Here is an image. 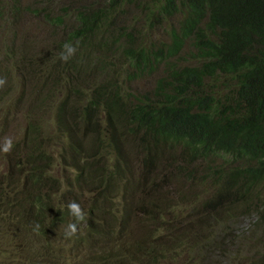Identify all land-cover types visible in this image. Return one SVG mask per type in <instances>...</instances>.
Listing matches in <instances>:
<instances>
[{
	"label": "trees",
	"instance_id": "1",
	"mask_svg": "<svg viewBox=\"0 0 264 264\" xmlns=\"http://www.w3.org/2000/svg\"><path fill=\"white\" fill-rule=\"evenodd\" d=\"M77 18L68 42L78 48L68 62L59 54L53 65L52 50L35 62L16 31L5 46L13 66L42 87L36 101L21 96L17 102L31 106L23 149L37 169L15 200L6 195L12 182L5 177L0 185V220L9 215L0 225L24 223L0 234V264L25 263L41 244V264H59L50 248L74 237L62 233L73 220L67 204L53 216L42 189L53 183L42 181L44 111L56 112L61 137L68 133L72 146L62 147L63 157L76 180L88 182L79 186L86 190L80 198H90L79 202L87 215L78 225L95 240L88 245L95 253L82 264H194V257L223 253L232 264L233 229L252 216L255 256L246 264H264V0H99ZM66 71L75 72L68 82ZM81 93L91 97L83 103ZM118 188L125 197L137 195L121 222L126 233L130 210L142 214L150 237L141 243L117 237L107 223L115 215L102 208ZM158 225L169 229L166 237H157ZM21 233L29 237L25 247Z\"/></svg>",
	"mask_w": 264,
	"mask_h": 264
},
{
	"label": "rangeland",
	"instance_id": "2",
	"mask_svg": "<svg viewBox=\"0 0 264 264\" xmlns=\"http://www.w3.org/2000/svg\"><path fill=\"white\" fill-rule=\"evenodd\" d=\"M98 2L99 0H2L3 9L0 11V77H5L7 79V86L0 90V185L4 183L5 177L7 181L10 180L12 182L13 189L6 193L7 196H12L11 199L16 197L14 195L15 193L22 190L26 176L35 177L34 171L37 169L34 165L31 166L26 162V153L23 149L26 142L24 134L29 122L25 117L30 113L31 110L28 109H30L31 106L30 103L29 105L23 104L19 106L17 102L21 96H24L25 99L30 98L31 101H36L42 85L37 86L33 78L28 79L26 77L28 76L26 70L18 71L17 68L13 66L8 60V57L9 55L12 57L14 55L10 53L5 46L10 44L12 34L16 31L19 33V38L24 40L25 44L28 45L26 48L31 52L32 59H34L35 62L41 61L39 58L42 53L52 50L54 53L52 63L54 65L58 55L63 51L64 44L69 43V35L73 32L74 27H76V23H78L79 26L77 15L86 12L88 6L96 5ZM14 8H21V12H16ZM127 8L133 14H138V10H136L132 4L128 5ZM51 14L54 16L48 18ZM56 16L64 20L63 25H58L51 20V18H55ZM127 16H129V13H127ZM18 19L21 20V24L15 26ZM158 32L159 31L155 32V37L161 39L162 36ZM72 44L75 45V43ZM13 62L15 63V61ZM68 72L69 71H66L64 74L67 82L69 78L75 77V72L67 74ZM120 73L121 79H126L127 74H122V70ZM45 74L46 73L41 72V75L44 76ZM99 76L101 77L102 75L99 74ZM88 91H90L89 88L86 92ZM44 92L45 89L41 92L42 95H44ZM63 94L64 97L67 95V92L65 91ZM79 96L91 97V94L81 93ZM81 100L85 103V97ZM8 113L10 114V118L7 117ZM44 115L46 118L43 123L46 129L43 145L47 147V150L45 154L42 153L44 155L42 158H44L45 162L48 164V168L45 174L42 172L44 175L42 181L53 183L49 190L41 188L50 194L52 199L51 205L54 207L53 216L58 217L68 201L77 200L83 204V202L85 203L86 200L90 198V194L84 193L82 198H80V191L87 188L88 182H86L85 179L82 181L81 178L76 180L78 172L75 168L70 167L69 160H65L63 157L62 147L72 148L69 134L66 133L65 138L61 137L64 131L60 132L59 130L60 125L55 111H44ZM100 127L104 129V123H102ZM5 137L11 138L13 142L12 150L8 153L2 150ZM49 139H58L61 145L57 142H48ZM55 179L58 180V182H54ZM73 183L76 184L73 186ZM80 185L84 188H79ZM65 194L67 195L66 198H62ZM107 197V201L102 209L114 213L115 216L108 220L107 223L115 229V235L117 237L121 234V237L132 244L141 243L150 237L149 225L144 222V217L141 213L137 212V209L130 210L131 217L127 224V231L126 233L122 232L124 226L121 221L126 216L127 211H129V209L126 208V203L128 207V204L137 198L136 194L132 193L128 197H125L121 188H118L114 193L109 192ZM61 198L62 201H60ZM177 198V195L173 193L172 199ZM91 206L92 205H88L87 208ZM184 209L185 208H183V210ZM8 216L3 219H7ZM51 216L52 213L50 212L48 217L51 218ZM255 221L256 217L252 216L251 218L242 220V222L234 227L233 232L236 237L235 246L238 252H235V258H237V260L232 264H246L250 262L249 258L255 256L251 237L252 232L255 230L253 227ZM30 224L31 227H34L36 226V221L33 219ZM23 225L24 223H21L18 218L14 219L9 223L0 225V234L5 231H19ZM58 225H60V223L56 226ZM62 225H60V231L65 228ZM180 228L186 230V225L180 226ZM156 229L158 238L166 237L169 233L168 228H164L160 225H158V228L156 226ZM205 230L208 232V228H205ZM62 233L64 234L65 230ZM77 236H79L80 239L77 238ZM4 237L5 235H0V241H3ZM28 240L29 237L21 233L19 240L21 247H25ZM94 243L95 240L88 235L87 228L78 225V233L71 240H66L65 238L58 239L53 243L54 248H49L54 254L53 259L59 262V264H82L88 262L89 258L95 253L94 249L88 246ZM1 244L4 246L6 245L4 242H1ZM246 246L250 247L247 248ZM8 247L9 246H6V248ZM45 247V244L39 245L36 248V256L32 257L27 255V262L21 264H41V255ZM224 255V253L219 255L218 259H212L210 256L205 257L203 255L192 259L194 264H226L224 263ZM1 260H3V258H0V261ZM10 261L8 264H11Z\"/></svg>",
	"mask_w": 264,
	"mask_h": 264
},
{
	"label": "clouds",
	"instance_id": "3",
	"mask_svg": "<svg viewBox=\"0 0 264 264\" xmlns=\"http://www.w3.org/2000/svg\"><path fill=\"white\" fill-rule=\"evenodd\" d=\"M78 45L72 43H65L63 51L60 53V59L64 62H68L77 52ZM7 86V79L0 77V90ZM13 142L11 138L5 137L2 150L8 153L12 150ZM67 209L69 214L73 217V220L68 223L65 229V237L71 238L78 233V224L85 221L86 212L82 209L80 203L77 200H70L67 202Z\"/></svg>",
	"mask_w": 264,
	"mask_h": 264
}]
</instances>
